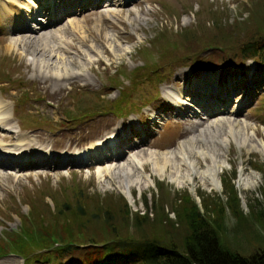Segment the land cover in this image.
<instances>
[{
  "label": "rangeland",
  "instance_id": "rangeland-1",
  "mask_svg": "<svg viewBox=\"0 0 264 264\" xmlns=\"http://www.w3.org/2000/svg\"><path fill=\"white\" fill-rule=\"evenodd\" d=\"M110 9L116 11L115 14L107 11ZM68 20H84L81 28L88 38L83 40L85 44L79 40L78 33L67 25ZM97 21L99 23L96 24ZM54 28H57L58 39L62 40L61 45L67 49L63 55L71 65L69 68H74L72 75H60V78L46 72L37 74L30 62L32 55L40 57L51 50L52 36H47L49 39L46 41L50 42L47 46L40 42V36L33 37L30 42L33 35L24 30L0 33V78H3L2 74L7 76V81L5 76L3 82L7 88L8 83L15 92V98H19V101L14 100V107L23 118L20 130L35 134V138H39L36 145L45 148L43 145L48 144L54 149L74 146L78 147L80 153L86 140L110 129L115 121V129L121 125L122 128L126 127L125 130L130 129L127 118L122 117L121 121L114 118L113 109L127 112L136 105L148 104L158 91L159 84L164 82L160 80L161 77H168L163 87L186 88L185 91L191 88V94L181 93L184 98L188 96L189 101L191 96L195 99L198 91H205L200 76L209 73L211 78L206 81L207 84L219 81V89L214 90L217 99L231 101L230 105H219L216 107L218 111L209 113L207 117L200 115L202 119L177 118L174 124L168 119V113L162 121L159 114L151 117L153 111L148 113L151 107L141 109L139 115L147 112L150 119L142 120L139 125L145 132L156 133L150 137L151 142L145 141L133 148L152 153L156 149H172L181 143V149L188 151L195 139L202 142L208 138L206 144L215 146L216 152L221 154L223 168L219 172L218 187L212 189L197 176H192L185 183L171 181L168 178V165L164 167L165 175L160 176L153 172L151 161H145L141 167L143 171L140 168L138 171L146 176V179L143 178L146 185L132 183L129 186L130 200L118 186L114 174L101 176L96 172L97 167L108 160L84 164L82 162H88L89 156L76 155L70 161L74 164L62 166H38L39 163H34L36 165L20 166L17 170L0 167V239L5 232L15 231L21 236L19 249L0 256V264H120L118 256L106 260L104 257L107 253L100 245L94 244L95 254L90 256L87 243L75 242V246L63 252L55 248L59 249L65 244L64 240L70 234L71 237H81L78 235L84 234L81 231L99 239L121 236L136 238L140 242L147 241L145 237H149L148 232L151 230L157 231V238H160V232L166 231L172 236L170 239L179 245V239H191L189 226L196 215L187 223L185 217L178 215V209H186L190 214L195 211L209 214L207 217L216 220V233L222 232L225 238L227 236L232 249L244 254L258 252L263 238L261 233L264 231V68H259L261 72L254 77V85L249 86L248 77L244 84L240 83V89L234 92L221 88L237 83L239 77L249 75L250 69L255 68L252 57L242 54L241 46L246 39L264 46V0H130L125 5L99 4L71 13ZM12 37L23 44L8 51L6 46ZM110 37L118 43L110 42L113 43V51L107 50L105 46ZM57 45L59 43L53 44V47L57 49ZM90 45L100 52L99 55L88 50ZM115 45L121 48L126 46V51H119ZM81 49L82 53L78 54L77 51ZM34 50L36 52L33 54ZM85 50L89 51L90 62L84 59ZM219 58L241 62L243 66L235 71L224 67L226 69L222 72L224 68L214 67ZM106 70L110 75L105 73L103 76ZM221 72L223 79L226 75L224 80L218 78ZM259 83V87H256ZM245 92L246 103L240 107L236 103L245 100ZM8 93L13 92L9 90ZM62 94L66 96L62 97ZM8 97L10 99L11 95ZM60 98L61 106L58 108L57 101ZM215 100L211 97L208 105ZM189 103L197 106L193 101ZM178 106L186 107L181 103ZM63 114L69 121L63 119ZM56 116L57 121L54 122ZM217 119L219 121L214 122ZM231 119L239 122L240 132L238 127L231 132L227 130V126H231ZM12 120L5 126L9 128L11 123L14 124ZM58 121L64 127L51 135V124H57ZM8 128L0 126V141L7 148L21 146L24 149L33 144L31 139L34 138H30L31 143L23 145L20 139L25 135H13L7 132ZM129 133L126 136L128 138L138 137L139 134L132 129ZM241 134L245 139L244 144H240L243 139ZM89 144L87 147L91 146ZM250 144L257 146V151L248 149ZM99 157L102 156L94 157L93 160ZM191 159L195 160L197 168L205 169L202 157L192 155ZM206 159L210 163V159ZM118 160L124 161L125 158ZM136 172H133V176ZM240 173L251 177L248 184L239 181ZM63 203L71 210L63 212ZM75 204H82L84 216L76 215ZM191 204L195 207L190 208ZM104 208L112 213L111 222H106V218L101 216ZM95 209L100 215L97 218L89 216ZM145 213L148 218L136 223L135 227L134 217ZM155 214L164 216L165 223H157ZM158 218L160 220L163 217ZM32 227L38 228L39 232L44 231L40 232L44 237L45 228L53 230L63 243L40 248L43 244L34 239ZM120 227L129 228L124 230ZM52 252H59L57 259L56 256L51 260L43 257L47 254L50 256Z\"/></svg>",
  "mask_w": 264,
  "mask_h": 264
},
{
  "label": "bare ground",
  "instance_id": "bare-ground-1",
  "mask_svg": "<svg viewBox=\"0 0 264 264\" xmlns=\"http://www.w3.org/2000/svg\"><path fill=\"white\" fill-rule=\"evenodd\" d=\"M44 1L47 2L48 0H44ZM34 2H35L34 0H0V29L11 31V29L14 28L15 25H18V23L22 21V19H23L22 15H24V13L32 11L31 6L35 5ZM114 3L116 4L115 1H114ZM107 11L109 13H113V14H115L114 12H116V11L111 10V9L107 10ZM14 14H17V16L22 18V19L16 18V17L14 18L13 17ZM108 15H110V14H108ZM83 21L80 22L77 20H68V23H69L70 29H72V31H74V32H77L78 33L77 36L80 37L79 40L82 41L83 44H85V42L83 40H88V38L83 33V30L81 28ZM97 23H99V21H97L96 24ZM34 31L35 30H31V32H34ZM74 32H73V34H74ZM51 34L52 35L56 34L57 39H58L57 31L56 32L52 31V32H45L42 35H33L30 37L29 41L32 42L33 37H39L40 36V42L43 45H47L48 43H50L49 40L46 41L47 39H49L47 36H50ZM105 36L107 38H109L108 35L105 34ZM110 36H112V35H110ZM58 41L59 42H57V43H59V45H57V49H55L53 47V44H52V45H50L52 47L51 50H49V52L47 54H44V55L42 54V56H40V57H36V55L34 54L36 52V50H38V49L33 51L34 55H32V60L30 62L33 65V67L37 70L38 74H40V73L43 74L44 72H46V73L53 75L55 77H59L60 75L66 76L68 74L72 75V73H73L72 70L74 68L72 70H70L71 65L68 63L67 58L63 55L64 54L63 52L66 51L67 49L61 45V42H62L61 39H58ZM111 41H113L114 44H118L115 42V41H117L115 38L110 37V41L108 43L106 42L105 46H106L107 50L113 51L114 47H112L113 43L110 44ZM19 44H23V42L18 41L12 37L9 40V42L6 46V49L8 51L11 49H15L16 47L19 46ZM92 46L90 45L88 47V50L95 52L96 55H99L98 53H100V52L97 50H94V48ZM115 46H116L115 48H118L119 51H126V46L122 47V48H121V46L120 47H117V45H115ZM53 48L55 50H53ZM43 49L44 48H42V52H43ZM23 50H25L24 47H23ZM82 50L83 49L78 50L77 51L78 54H81ZM86 51L87 50H85V52ZM88 52L89 51H87L86 53L83 52V55L85 54L84 59L87 60L88 62H90L91 56H90V54H88ZM67 54H68V52H67ZM71 75L69 77H71ZM53 76H49V77L54 78L56 80V78ZM57 80H58V78H57ZM61 80H63V79H61ZM195 107H197V106H195ZM11 118H13V116H12L10 108L8 106V101L0 95V126L2 128H8L5 125L10 123ZM221 118H223V117H221ZM218 121L219 120L217 119L214 122H218ZM231 121H232V122H230L231 126H227V130L229 132H231V130L233 128L238 127V130L240 132L239 122H237L236 119H231ZM111 133L112 132H109L108 135H111ZM241 136H242V134H241ZM242 138H243V136H242ZM207 139L204 138L202 140V142H198L195 139V141H192L193 144L189 146L190 150H188V151L181 149V146L183 145L181 143L179 144V146H176L172 149H163V150L156 149V151L152 150L153 151L152 153L147 152V151L140 152L139 150H134V148H131L132 149L131 153H129V155H127L125 157L124 161L118 160L119 158H121L122 155L116 156L112 160H108V161L103 162L104 164H101L99 167H97L96 172L98 174H100L101 176L114 174L115 177L117 178L118 186L120 187V189L123 192H125L124 194L128 198H130V200L132 198H131V195L129 192V186L132 183H134V182L136 184L139 183V184H141V186L146 185V181L143 180V178L146 179V176H143V174L138 171V168H140V170L143 171L142 164L145 161H151L152 166H153L152 167L153 172L155 174L160 175V176L165 175L164 167H165V165H168V168H170L168 178L171 181L178 182V183H185V182H188L189 180H191L192 176H197L205 184V186L210 187L212 189L217 188L219 185V172L223 168V160H222L221 154L218 153V151L216 152V149L214 148L215 146L210 145V144H208V145L206 144V142L208 141ZM209 140H210V142L212 141L210 138H209ZM99 141H100V139L98 137L93 141V143L99 142ZM20 142L25 146L29 145L31 143L30 139H28L27 137H22L20 139ZM241 143L242 144L245 143L244 138L242 139V141H240V144ZM92 147H93V145H92ZM0 148L3 150L2 152H6V153H10V154L11 153H19L23 149L21 146L20 147H13L11 149L7 148L6 145H4L2 141H0ZM257 148L258 147L255 145H252V144L248 145V149L256 150ZM101 149H103V148H101ZM94 151H99L97 146H95ZM192 155L202 157V159L204 160V162L206 164L205 169H199L196 167L195 160L191 159ZM206 158L210 159V163H208V161H206L207 160ZM97 159H100V157ZM133 172H136V174H134V176H133ZM250 178L251 177H248V176L240 173L239 181L242 183L248 184V182L251 180Z\"/></svg>",
  "mask_w": 264,
  "mask_h": 264
},
{
  "label": "trees",
  "instance_id": "trees-1",
  "mask_svg": "<svg viewBox=\"0 0 264 264\" xmlns=\"http://www.w3.org/2000/svg\"><path fill=\"white\" fill-rule=\"evenodd\" d=\"M241 52L245 56L255 55L257 58L264 60V46L262 44H257V42L253 41L252 39L245 40V42L241 46ZM189 202L193 201L189 200ZM143 203H145L144 200ZM63 206V212L71 210V208H67V206H65V203H63ZM194 207L195 206L193 204L190 205V208ZM81 208L82 204H75L74 206V210H76V215L79 217L85 215V212L81 210ZM115 208L118 210L117 206H115ZM98 212L99 211L95 209L94 212H92V214H90L89 216H95V218H97L98 216H100L97 215ZM177 213L179 216L185 217L187 223L189 221L191 222V220L194 218V215H196L195 219H193V223H190L189 226V235L191 236V239H179L180 246L177 245L178 243L170 239V237L172 236H170V234L168 235L169 232L166 231L160 232V238L155 237V233H157V231H149V237H145V239L147 240L145 242H140L136 238H125L121 236L110 237L108 239H99L98 237H94L93 234L88 235L86 231H81L84 233H78V235H80L81 237H71L70 234L69 237L64 240L66 241V243L60 247L61 249L55 248V250L63 252L66 248L75 246V242H77L78 244L87 243L89 246L90 256L95 254V251L93 249L94 243L99 242L101 244L100 247H102L104 252L107 253L104 258L108 260L112 257L118 256L121 261L120 264H264V231L261 233V235H263V238L261 237L262 244L260 242L261 247L258 252L244 254L238 250L232 249L228 244L229 242L227 240V236L225 238L222 232H219L218 234L216 233L217 229L214 227L216 225V220L211 217H207L209 214H199L198 211H195L193 214H190L191 212L187 211L186 209H178ZM111 214L112 213L106 208L101 210V216L103 218H106V222L112 221L110 219ZM125 214L126 216H128L127 213ZM158 217L163 218H160L159 220ZM147 218V213H145V215H136V217H134L135 227L136 223L139 224V222H142ZM154 218L157 223H165V217L161 214L159 216L158 214H155ZM106 225H108V223H106ZM163 226L165 225H162L161 227ZM127 228L129 227H124L121 229L126 230ZM32 229L33 230L31 231V233H34L33 236L36 242L43 244L39 246L40 248H47V246L50 244L52 245L55 243H63L60 242L61 240H59V237L53 230L45 228L44 230L46 232V237H44V234L40 233L44 231L39 232L37 230L38 228L36 229L33 227ZM116 229L118 230V228ZM13 233H15L14 236H12ZM18 233L19 232L15 231L5 232V234L1 236L0 254L7 253L10 251L15 252L19 249V240H21V236L18 235ZM29 234V232H26V235L30 236ZM131 240L140 243H129V241ZM118 241L120 242L117 244ZM52 254L50 256L47 254L43 257L47 260H51V258L56 256L57 259V257L59 256V252H52Z\"/></svg>",
  "mask_w": 264,
  "mask_h": 264
}]
</instances>
